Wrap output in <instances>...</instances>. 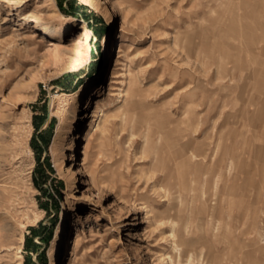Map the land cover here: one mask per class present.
Listing matches in <instances>:
<instances>
[{"label": "rangeland", "instance_id": "rangeland-1", "mask_svg": "<svg viewBox=\"0 0 264 264\" xmlns=\"http://www.w3.org/2000/svg\"><path fill=\"white\" fill-rule=\"evenodd\" d=\"M110 1L121 8L123 31L120 17L111 24L97 1L0 0V264H62L71 221L86 211L100 218L81 224L73 264H184L166 258L176 238L160 218L171 217L176 203L186 219L190 202L185 189L174 198V176L163 164L172 165L170 143L187 138L188 34L205 26L214 38L223 8L216 0ZM238 6L232 2L229 19ZM115 42L122 56L113 69L107 54ZM97 81L104 86L101 105L114 114L90 140L86 167L93 179L69 177L79 143L71 147L74 133L66 135L64 125L83 111ZM129 98L134 103L127 106ZM77 123L89 129L95 121ZM213 154L214 148L210 163ZM258 225L263 237L264 221Z\"/></svg>", "mask_w": 264, "mask_h": 264}, {"label": "bare ground", "instance_id": "bare-ground-1", "mask_svg": "<svg viewBox=\"0 0 264 264\" xmlns=\"http://www.w3.org/2000/svg\"><path fill=\"white\" fill-rule=\"evenodd\" d=\"M84 1H97L106 9L111 24L120 17L117 31L124 30L125 19L118 5L110 0ZM216 1L223 8V14L217 28H213L215 37L209 39L205 26L187 37L192 58L185 113L187 138L170 143L172 165L163 164V168L169 171L168 177L174 176L171 182L174 198L178 199V194L185 189L190 207L186 219L182 216V205L176 203L171 217L160 218L169 220L171 233L176 238L166 258L172 263L182 261L184 264L196 258L202 264H264V241L258 225L259 220L264 221V0ZM233 1L239 6L229 19L227 14ZM54 26L52 33L58 34L61 28ZM117 37L121 38V34ZM115 43L107 54L109 57L111 54L113 69L122 56L121 43ZM201 71L208 76L207 80L197 75ZM99 81L88 91L83 111L76 109L74 119L63 124L66 135L74 133L71 147L76 150L79 143L77 166L69 177L89 174L93 179L86 167L90 140L97 131L107 128L105 122L114 114H109L106 105H101L104 86H100ZM132 84L133 79H130L128 85ZM132 103V98L126 100L127 106ZM88 107L92 112L83 115ZM203 108L206 113L201 116ZM216 114L217 119H214ZM88 116L95 124L89 129H79L77 122ZM211 120L213 130L209 131ZM200 134L202 137L198 138ZM213 148L215 159L210 163ZM71 155L75 157L74 151ZM99 218V213L86 211L71 221L62 264H73L72 255L84 231L81 224ZM205 221L211 228L210 236L204 232ZM60 263L61 259L55 264Z\"/></svg>", "mask_w": 264, "mask_h": 264}, {"label": "trees", "instance_id": "trees-1", "mask_svg": "<svg viewBox=\"0 0 264 264\" xmlns=\"http://www.w3.org/2000/svg\"><path fill=\"white\" fill-rule=\"evenodd\" d=\"M39 227H42V224H41V223H39L38 228H39ZM38 228L32 227V228H31V232H33V234H36V230H37ZM26 247H27L26 249L29 248V246H27V245H26Z\"/></svg>", "mask_w": 264, "mask_h": 264}]
</instances>
